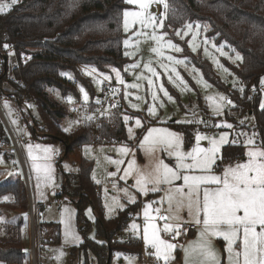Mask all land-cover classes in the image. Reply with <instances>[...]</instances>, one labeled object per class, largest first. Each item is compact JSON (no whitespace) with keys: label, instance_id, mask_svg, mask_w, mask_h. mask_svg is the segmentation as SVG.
<instances>
[{"label":"rangeland","instance_id":"374dc122","mask_svg":"<svg viewBox=\"0 0 264 264\" xmlns=\"http://www.w3.org/2000/svg\"><path fill=\"white\" fill-rule=\"evenodd\" d=\"M125 10L137 11L138 6L128 4ZM151 11L160 19H163L164 22L163 28L155 29L156 33L158 35L166 33L164 42L170 40L173 44L180 47L182 51L175 52L165 47L162 49L164 56H158L151 51L153 47H156L155 41L148 39L147 36H138L136 33L141 31L140 26L138 24L133 25L128 32H125L123 28L124 54L125 52L130 53V55L126 56L128 62L123 68L111 67L107 71H101L89 65H82L79 67L81 73L90 79L93 91L88 88L85 82L76 79L75 74L71 70L62 71V73H67L71 76V79H69V76L63 75L75 83L76 92L62 94L57 87L47 88L50 96L55 101L64 105L68 110V115L61 122L63 131L64 128L68 127L69 122L79 121V123L72 126L71 132H74L85 123L91 122H93L94 128L96 127L94 130L97 132L99 120H101V118H106L108 120L115 114L116 118H121L123 120L126 130V137L124 139L98 140L92 143H86L81 147L74 148L68 156H65L63 142L60 140H43V138L46 139L43 133L40 131H35V133L26 125L24 116H28L31 123H34V119L39 117L37 108L33 103L26 102L30 109V112H28L21 107L20 103L15 98L3 99L1 101V107L8 123L17 135L25 138L24 141L19 142V149L7 150L8 155H6L5 152L0 153V182H7L20 177L26 185L29 199V212L27 214V226L24 227L25 229L23 228L21 235L27 264H32L31 245L33 242V233L30 221L31 202L40 205L35 209V235L37 246L39 247V264H82L84 262L85 255L83 252L77 250V253L74 256L72 255V250L74 248L77 249L84 240V233L81 230L83 224H81L78 219V208L68 195L61 194L63 174L76 173L81 158H86L93 162L94 167L91 177L99 188L107 218L115 216L117 212L125 210L128 206L139 205V210L131 215L125 232L126 234L130 233L140 237L145 252L148 253L149 251L151 255L148 259H145L138 254L116 251L112 257L111 264H164L163 260H158L156 258L154 254L155 249L152 248L151 245H146L143 239V228L146 222L143 213L145 207L151 205L150 212L153 216L157 215L154 211L156 208L161 210L160 214L162 215L167 216L173 214L175 212V204L173 205V213H169V205L166 198L167 190L170 188L182 187L183 180L173 181L172 185H161L160 191H149L148 194L145 195L137 190L134 175L126 179H120V177L124 175L123 169L127 168L128 161L132 159L136 160L137 166L145 173L151 172L158 160H163L169 167L176 168L177 159L175 155H169L167 150L158 148L154 154L149 155L141 148L140 143L146 135L147 130L149 128H164L180 134L182 138L181 151L185 153L190 152L196 145L195 137L197 133L217 139L222 133H227L228 142L220 146L218 158L216 164L213 165L211 173H201L198 170H180L179 174L181 176L185 174L222 175L228 166H234L237 163L246 161V152L249 148L254 146L264 147L256 142L254 117L248 113L244 115L239 114V112L233 110L234 104L227 105L226 100L221 101L219 99L220 96L226 99L229 96L219 86L210 82L205 77L203 70L187 55L185 45L191 54L210 62L218 77L232 87H237L239 81L237 75L230 69L228 64H239L242 59L237 60L235 57L236 53H239L242 57L241 53L232 48L227 42L222 41L219 43L216 42L214 38L209 37L207 34V27L205 28L207 25L203 22H187L176 30H167L166 18L161 15V13L164 12L163 6L153 4L151 6ZM188 23L193 24V31L184 35L187 31L185 26ZM196 24L201 26L198 33L195 28ZM143 31L150 35L153 29L148 28L143 29ZM177 32H180V35H177ZM194 36L195 39H193ZM125 40L129 41L128 46H125ZM137 41H139L138 47ZM213 45L216 47H213ZM221 46H223L222 51L226 53V55H221V52L217 51V48ZM193 47L196 48L195 51H193ZM205 49H207V52ZM169 55L184 61V63L173 64L169 62L166 58ZM9 62L10 64H14V54L9 55ZM149 62L150 66L158 73L157 76H153L152 73L144 67V65ZM134 64L138 65V67H131ZM162 64L169 66L168 71H166L164 67H161ZM172 67H175L183 78V84L176 79L175 73H171L170 69ZM92 68H95L97 71L92 75H88L85 70L87 69L90 71ZM113 68L119 70L125 84H120L117 81L116 73L112 71ZM225 69H227V71H225ZM100 74L107 75L111 77V79L97 84V80H103V76ZM169 75L172 76L171 81L169 80ZM140 76L145 77V79H138ZM149 79L153 81V85H149ZM205 83L209 85V87H205ZM128 84H139L140 87L129 88L126 87ZM161 84H163L164 88L168 91L172 100H169L168 97L159 90ZM81 87L88 93V101H84L83 94L80 91ZM113 90H115V92ZM126 93L127 95H125ZM153 93L157 95V99L155 100L153 99ZM68 97H72L71 103L68 102ZM137 97H139V99H137ZM209 97L214 99H209ZM5 102L8 103V108L5 107ZM261 103H264V94ZM216 104L221 105V112L219 115L215 111ZM132 105H137V107L134 108ZM151 107H155L156 115H151L149 113L148 109ZM125 116L129 117L127 122L124 120ZM88 117H91V119H88ZM136 119L141 120L142 127H135ZM13 121H15V123H13ZM226 124H231L233 127L228 128L225 126ZM129 128L133 129V136L131 138L129 136ZM239 138H241L244 145V156L241 160L226 161L219 167L223 147L233 141L239 140ZM250 138L255 141L254 146L246 145V141ZM200 143L201 146L205 148L210 146L207 140H203ZM29 144L33 146L41 145L44 147H51L55 150L50 161L54 169L52 173L53 181L51 183L45 184L41 181L39 187L37 186L36 173L32 167L33 161L28 154L27 146ZM124 146L131 150L127 156H122L118 152V149ZM34 154L38 156L43 155L39 150H34ZM58 158L60 162L56 161ZM106 158H111L112 160L123 159L124 163L119 166L120 171H117V165L110 163ZM185 163H191V160H186ZM109 173H116V175L109 176ZM97 181H99V183H97ZM149 187H151V185ZM203 187L215 188L216 185H204ZM124 189H127V192H125ZM184 190L187 191V188L185 187ZM5 196L9 197V199L11 198L10 195ZM3 197L0 198V202L4 201ZM132 197L135 198V202H130V198ZM176 198L179 199V195H177ZM65 208L72 211V230L75 235L79 237V240L65 238V224L62 222L66 216L64 213ZM109 209L112 210L109 211ZM89 210H91L90 214ZM18 213H20V210L10 211L2 208L0 213V239L11 238L13 236L6 227L12 225ZM83 216L86 221L91 223L87 231V237L95 241H101L97 233L95 214L91 205L85 207ZM179 216L181 217L179 221H169V223H180L182 225L180 235L161 232L162 239L168 240L170 243L177 246L172 252V259H170L169 264H185L184 247H187L190 242L197 241L200 230L203 228L202 224L197 225L194 222L193 216L189 215L186 207L180 210ZM41 223H46L47 225L40 226ZM155 223L162 228L165 221L157 218ZM133 224L138 225V229L134 230L131 227ZM192 225L195 229L190 231ZM38 226L41 228L39 232L37 229ZM47 228L58 229L59 241L47 243L42 247L41 243L48 242V240L41 238ZM259 230V227H257V231ZM212 243L221 255V264H227V241H225L223 237H212ZM61 249L65 255L62 257L61 261H57L55 257L58 255V252L55 250ZM88 257L91 261L94 260L91 253ZM0 264L4 263L0 261Z\"/></svg>","mask_w":264,"mask_h":264},{"label":"trees","instance_id":"16d2710c","mask_svg":"<svg viewBox=\"0 0 264 264\" xmlns=\"http://www.w3.org/2000/svg\"><path fill=\"white\" fill-rule=\"evenodd\" d=\"M168 3L167 30H176L187 22H203L207 25L209 37L219 43L225 41L241 53L239 64H228L239 81L237 87H232L218 77L210 62L191 54L185 45L187 55L203 70L205 77L231 98L233 110L254 117L256 142L264 146V108L261 107L264 93L250 95V90L261 85L264 76V0H168ZM127 7L125 0H18L10 10L0 13V51L6 55L0 73V95L15 94L18 101L33 103L39 117L32 125L29 117L24 116L26 125L34 132L43 133L46 136L43 140L63 142L65 156L86 143L126 137L123 120L116 118L115 114L108 120L101 118L97 132L91 122L74 132L65 133L61 122L68 110L50 96L47 88L57 87L62 94L76 92L75 83L61 75L62 71L71 70L76 79L85 82L93 91L90 79L81 73L80 66L89 65L107 71L127 64L122 27L123 11ZM5 44L10 48L5 49ZM10 50L15 56L14 64L9 62ZM23 57L29 60L23 61ZM3 142L11 144L12 141L0 116V153L8 154L1 147ZM243 156L244 145L239 138L223 147L219 167ZM93 167L91 160L81 158L76 173L63 174L61 194L68 195L76 204L79 222L83 224L84 240L72 250V255L77 250L83 252L82 264H111L116 251L141 256L142 239L125 232L139 205L128 206L107 218L101 195L95 191L97 185L91 177ZM5 195L11 198L0 202V213L2 208L20 210V213L12 225L6 227L13 236L0 239V261L27 264L21 234L27 226L29 199L23 179L17 177L0 182V198ZM87 205H91L94 211L101 241L87 237L91 225L83 216ZM45 225L41 223L40 226ZM58 241L59 231L56 229L54 240L41 245ZM90 253L93 261L88 257Z\"/></svg>","mask_w":264,"mask_h":264},{"label":"snow or ice","instance_id":"6c2138e0","mask_svg":"<svg viewBox=\"0 0 264 264\" xmlns=\"http://www.w3.org/2000/svg\"><path fill=\"white\" fill-rule=\"evenodd\" d=\"M127 4L138 6L137 11L125 10L123 12V28L125 32H128L133 25H139L141 31L137 32L138 36H147L148 39L155 41L156 47H153L151 51L158 56H164L163 48H169L175 52H180L182 49L173 44L170 40L164 42V36L158 35L155 31L156 28H163V19H160L151 11L153 4L162 5L164 12L161 15L167 18L170 5L168 0H125ZM18 3V0H0V13H5L10 10L14 5ZM188 32L193 31V24L188 23L185 26ZM200 25L196 24L195 28L198 33ZM207 26H205L206 28ZM152 28L153 32L149 35L143 29ZM180 35V32H177ZM195 39V36L193 37ZM207 42V41H206ZM125 46L129 45V41H124ZM139 41H137V47ZM5 49H9L10 46L5 44ZM213 47H216L213 45ZM222 47L217 48V51L221 52V55H226L222 51ZM196 48L193 47V51ZM207 52V49H205ZM14 53L9 52V55ZM125 55L130 53L125 52ZM167 60L173 64H182L184 61L176 59L169 55ZM237 60H241L242 57L239 53H236ZM131 67H138V65H132ZM152 73L153 76H157L158 73L150 66V62L144 65ZM168 71L169 66L162 64ZM127 70V69H126ZM88 75H92L97 70L92 68L90 71L85 70ZM113 72L116 73V79L120 84H125L124 79L121 77L119 70L113 68ZM171 73H175L176 79L182 84L183 78L177 72L175 67L170 69ZM227 71V69H225ZM61 75L71 76L67 73H61ZM103 76V80H97V84L103 83V81L110 80L111 77L100 74ZM138 79H145L140 76ZM169 80H172V76L169 75ZM149 85H153L152 80H148ZM261 86L264 87V77L260 80ZM126 87L139 88V84H128ZM186 87V85H185ZM205 87H209L205 83ZM159 90L163 92L169 100L172 97L169 96L168 91L164 88L163 84L160 85ZM83 94L84 101H88L89 95L83 87L80 88ZM115 92V90H113ZM243 91V89H241ZM127 95V93L125 94ZM68 102H72V97H68ZM139 99V97H137ZM153 99H157L156 93H153ZM209 99H214L209 97ZM221 101L226 100L225 97L220 96ZM99 102V101H98ZM228 104L232 102L227 100ZM163 106V105H161ZM5 107L9 105L5 102ZM137 107V105H132ZM264 108V103L261 104ZM151 115H156L155 107L148 109ZM215 111L219 115L221 112V105H215ZM91 119V117H88ZM125 122L129 120V117H124ZM15 123V121H13ZM79 123V121L69 122L68 127L64 128L65 132H71L72 126ZM228 128H232L231 124L225 125ZM135 127H142L141 120H135ZM130 138L133 136V129L129 128ZM196 145L190 152H182V138L180 134L169 131L164 128H149L143 140L140 143L141 148L149 155L154 154L156 150H167L169 155H175L177 159L176 168L169 167L163 160H158L155 167L151 172L145 173L139 166H137L136 160L132 159L128 161L127 168L123 169L124 175L120 179H126L129 176L134 175L135 186L137 190L145 195L149 191H160L161 185H172L173 181L183 180L182 187L170 188L167 190L168 212L173 213V205L175 204V212L171 215H162L161 210L156 208L154 211L157 214L153 216L150 212L151 205H147L144 209L145 225L143 228V239L146 245H151L155 249V256L158 260H163L164 264H169L172 259V252L177 247L175 244L170 243L168 240L161 238V232L173 233L174 235H180V229L182 225L180 223H169V221H179L181 217L179 212L182 208H187L189 215L193 216L194 222L197 225L202 224L203 228L200 230L199 238L195 242H190L187 247H184L185 252V264H221V255L212 243V237H223L227 241L226 252L227 264H264V147H255V141L248 139L246 145H253L246 152L247 159L242 163L228 166L222 175L214 174H201V175H180V170L200 171L201 173H211L213 165L216 164L220 146L228 142L227 133H222L220 137L213 138L207 137L203 134H196ZM207 140L209 147L205 148L201 146V141ZM235 143V141H233ZM28 154L33 161L32 167L36 173L37 186L43 181L45 184H49L53 181L52 173L54 169L50 163L52 154L55 150L51 147H44L41 145L28 146ZM34 150H39L43 155L34 154ZM118 152L122 156H127L131 150L126 146L118 149ZM110 163L117 165V171H120L119 166L124 163L123 159L112 160L106 158ZM191 160V163H185L186 160ZM42 161V162H39ZM116 173H109V176H114ZM99 183V181H97ZM151 185V187H149ZM204 185H216L215 188L203 187ZM187 188V191L184 188ZM127 192V189H124ZM179 195V199H177ZM4 201H7L9 197H3ZM130 202H135V198H130ZM122 207V206H121ZM112 209H109L111 211ZM91 210H89L90 214ZM66 214L64 221L65 224V238H72L79 240V237L75 235L72 230L71 219L72 211L65 208ZM202 214V215H201ZM164 220L163 227L155 223L156 219ZM134 230L138 229V225L133 224L131 226ZM259 227V231H257ZM58 255L55 257L57 261H61L65 255L63 250H55Z\"/></svg>","mask_w":264,"mask_h":264},{"label":"built area","instance_id":"2783aa9c","mask_svg":"<svg viewBox=\"0 0 264 264\" xmlns=\"http://www.w3.org/2000/svg\"><path fill=\"white\" fill-rule=\"evenodd\" d=\"M5 57H6L5 52L0 51V73L3 72V70L1 71V67H2V63H3V60L5 59ZM22 60L23 61H28L29 58L28 57H23ZM4 72H5V70H4ZM259 93H264V87H262L261 85H257V86L253 87L250 90V95H252V96H255V95L259 94ZM0 96H1V98H0V116H1L2 121L4 122L8 132L10 134L11 141H12L11 144H7V143L3 142L1 144V147L4 150H13L15 148L19 149V142L24 141L25 138L23 136H19V135H17L15 133V131L13 130L11 125L8 123V121H7V119H6L5 115H4V111H3L2 107H1V101L3 99L15 98L18 101V97L15 94H8V93H3V95H0ZM227 100H230L232 102L231 98L228 97L226 99V104L227 105H231L232 103L228 104ZM18 102L20 103L21 107L25 111L30 112V109H29V107H28V105L26 103L20 102V101H18ZM32 124L34 125V123H32ZM237 160H241V158H238ZM56 161L60 162V159L58 158V159H56ZM95 190H96V192H99V188L98 187H96ZM37 206L38 205L36 203L31 202V206H30L31 207L30 208V221H31V228H32V233H33V239H32L33 242H32V245H31V248H32V252H31L32 264H39V247L37 246L36 235H35V228H36L35 227V209H37ZM37 229H38V232H39V230L41 231V228L39 226L37 227ZM194 229H195V227L192 225L190 227V230L192 231ZM55 236H56V229L55 228H53V229L47 228L44 231V235L41 236V238L44 239V240L52 241V240H54ZM39 241H40V236H39ZM150 255H151V253L149 251H148V253L145 252V250L143 248L141 257L145 258V259H148Z\"/></svg>","mask_w":264,"mask_h":264},{"label":"crops","instance_id":"0c3cea01","mask_svg":"<svg viewBox=\"0 0 264 264\" xmlns=\"http://www.w3.org/2000/svg\"><path fill=\"white\" fill-rule=\"evenodd\" d=\"M6 155H8V154H6ZM153 255V254H152Z\"/></svg>","mask_w":264,"mask_h":264},{"label":"water","instance_id":"95a60500","mask_svg":"<svg viewBox=\"0 0 264 264\" xmlns=\"http://www.w3.org/2000/svg\"><path fill=\"white\" fill-rule=\"evenodd\" d=\"M58 139V138H57Z\"/></svg>","mask_w":264,"mask_h":264}]
</instances>
